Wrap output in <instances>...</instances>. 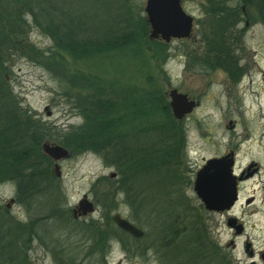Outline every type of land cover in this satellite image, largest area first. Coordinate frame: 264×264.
<instances>
[{
    "label": "rangeland",
    "instance_id": "374dc122",
    "mask_svg": "<svg viewBox=\"0 0 264 264\" xmlns=\"http://www.w3.org/2000/svg\"><path fill=\"white\" fill-rule=\"evenodd\" d=\"M119 2V25L116 15L96 10L88 43L65 44L35 19L39 8L29 0H0V148L10 138L27 153L24 162L2 161L0 149V229L7 249L18 250L14 264H172L171 254H187L186 242L199 244L201 263L264 264L263 9H241V0H181L193 31L167 42L151 38L147 0ZM175 89L198 103L182 119L171 106ZM108 98L115 105L97 112ZM152 140L165 151L150 152L151 160L169 166L159 175L171 168L176 176V184L164 183L173 207L159 218L144 201L163 182L136 189L129 179L141 167L131 171L116 153L126 148L131 156ZM46 143L69 156L53 159ZM231 152L237 175L258 171L240 183L234 207L208 210L195 191L197 173ZM85 195L94 211L74 216ZM159 205L168 206L165 197ZM117 213L144 235L120 231ZM233 218L243 224L240 234L228 225ZM170 223L193 228V239L184 229L170 238Z\"/></svg>",
    "mask_w": 264,
    "mask_h": 264
},
{
    "label": "trees",
    "instance_id": "16d2710c",
    "mask_svg": "<svg viewBox=\"0 0 264 264\" xmlns=\"http://www.w3.org/2000/svg\"><path fill=\"white\" fill-rule=\"evenodd\" d=\"M216 1L217 0H212V2H216ZM241 1H245L241 5V9L246 8V10H248V6L251 7L250 4H252V6H255V8L259 12L262 13V9L264 11V0H241ZM87 2L89 4L88 8H86ZM120 2L119 0H74V4L72 5L73 7L68 4L67 0H29L28 4L31 7L35 6L37 9L39 8L38 12L36 11L35 13V19L41 22L43 25L49 28H53L55 30L54 36L56 38H60V40H62V42H64L65 44H74L78 42L80 44H85V43H88L87 34L91 32L90 28L93 27V23L90 21V18H92V12L95 13V11L97 10L98 14L103 12L107 16H109V13L116 15L117 17L116 21H117V24L119 25L120 19L121 18L125 19L123 17L124 8H122V5L120 4ZM237 5H240V4H237ZM76 6H82L80 7L82 8V10L81 11L79 10V12H75L74 7ZM234 9H235V12L238 10V8H234ZM221 16L225 17L227 16V14L224 12L220 14H216V17H221ZM225 23L226 22L223 23L224 28L227 27V24L229 22H227V24L224 25ZM80 38H82L83 41ZM0 73H1V69H0ZM113 95L114 97H117V94L113 93ZM115 101H116V98L103 99V102L98 101L100 103V105L98 106L99 109L97 108L95 110H97V112L103 113L105 112V108L107 106H110L112 103H114L115 105ZM0 111L2 110L0 109ZM4 124L5 123L0 122V126ZM8 139L9 140H7L6 144H4L0 148L2 161L5 160L6 157H11L16 162H24L23 158L27 155L26 151H22L20 149V144L17 142V140H13L10 138ZM115 145L116 144H114L113 146ZM158 145H161V142L157 143V141H153V140L150 142L147 141L146 144H143V147L134 149V152H132L131 156H129V154L126 153L127 152L126 148L122 150V147L120 146V150H122V152H116V153L117 155L123 154L121 158L127 159L125 162H127L129 159L130 163L127 164V167L129 165V167H131V171L141 167L138 169L137 174L135 176L130 177L129 179L130 183L131 181L134 183L136 189H141L142 186L154 184V181L155 183L156 182L159 183L158 182L159 180H161L160 182H163L162 191H160L158 194L153 195L150 199H146L144 201V204L146 206L147 204L151 206V203L152 202L154 203L155 205L154 207L157 208V212H155L154 214L156 217L159 218L161 214H164L163 212L170 211L171 208L173 207L171 198H168L167 196V192H166L167 185L166 184L169 183L168 184L169 186L172 185L173 183L176 184V176H175V173L173 174V169L171 168H170V173L169 172L166 173V171H164L161 176L159 175L160 167H169V166L165 165V163H168V162L161 161V157L157 159V163L154 160H151L152 158L150 156V152L159 151V155H161V153H164L165 151V150L160 151V148ZM157 157L159 156H156L155 158ZM155 163L159 164V166L153 169L155 166L154 165ZM150 165H152V167ZM33 166L29 167L27 165L26 169L29 170V168H32ZM30 171H33V169H30ZM38 173L39 171L34 170L33 172L30 173V175L33 177L34 176L39 177ZM153 191L156 193L155 190ZM161 197H165L166 201H168V206L164 205V207H161V205H159V200ZM154 199H155V202H154ZM165 208L166 210H164ZM172 214L173 212L172 213L170 212L168 215L170 216ZM176 217H178V214L176 215ZM165 220L167 219H162L160 222H161L162 227H164V229H167L168 222L166 223ZM177 221H178L177 223L180 222L178 219ZM169 225L171 226V228L173 227L172 223H170ZM185 228H186L185 225L176 227V224H175V228L174 229L172 228L170 238L178 239L179 238L177 237L178 233L180 232L181 229H184V232L186 233V238L193 239L192 233L194 229L191 228L189 230H186ZM120 231L122 230L120 229ZM12 232H15L17 234L16 230L10 231L9 235L12 238L11 240L16 238V236L13 235ZM197 237L202 242V239H203L202 234H198ZM168 244H171V243L168 242ZM185 244H186L187 254L182 255V254L176 253L175 256L174 254H171V258L173 261L172 264H195L196 262L194 263L191 262V259L194 258V255H196L197 258L200 257L197 259L198 261H200V264H207L205 262L201 263V259H204L205 255L199 250V247H198L199 244H196V242L194 243L186 242ZM10 246L11 247L7 249V245L4 241L3 229H0V264H14L15 258L18 256V250L15 247V245H12L11 243H10Z\"/></svg>",
    "mask_w": 264,
    "mask_h": 264
},
{
    "label": "water",
    "instance_id": "95a60500",
    "mask_svg": "<svg viewBox=\"0 0 264 264\" xmlns=\"http://www.w3.org/2000/svg\"><path fill=\"white\" fill-rule=\"evenodd\" d=\"M146 12L151 24V38H162L169 42L172 38L190 37L193 30L194 18L188 15L182 8L181 0H147ZM171 106L176 119H182L193 111L196 103L189 100L188 96L179 93L176 89L171 90ZM43 148L56 160L69 156V151L59 145L46 143ZM234 158L229 154L222 158L209 160L198 172L195 191L205 204L206 209L223 211L230 209L238 199L237 177L233 174ZM56 172L59 173V165H56ZM94 211L93 204L87 196L80 201L76 213L85 215ZM114 223L128 234L140 238L144 232L135 224L120 214L113 216ZM228 225L236 228V233L243 231L242 225H237L236 219H230ZM250 244L247 245V249Z\"/></svg>",
    "mask_w": 264,
    "mask_h": 264
},
{
    "label": "flooded vegetation",
    "instance_id": "af4514ba",
    "mask_svg": "<svg viewBox=\"0 0 264 264\" xmlns=\"http://www.w3.org/2000/svg\"><path fill=\"white\" fill-rule=\"evenodd\" d=\"M256 171H258V169H255L253 172H251V173H248L247 175H245V172H241L239 175V178H240V180H239V184L244 180V179H247V178H249L250 176H252Z\"/></svg>",
    "mask_w": 264,
    "mask_h": 264
},
{
    "label": "bare ground",
    "instance_id": "6f19581e",
    "mask_svg": "<svg viewBox=\"0 0 264 264\" xmlns=\"http://www.w3.org/2000/svg\"><path fill=\"white\" fill-rule=\"evenodd\" d=\"M258 144H260V142H258ZM263 215V214H262ZM263 217V216H262Z\"/></svg>",
    "mask_w": 264,
    "mask_h": 264
}]
</instances>
